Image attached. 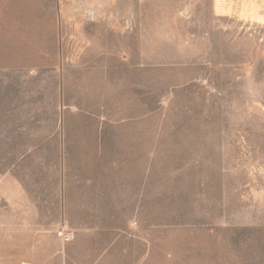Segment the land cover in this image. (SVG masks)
<instances>
[{"label":"rangeland","instance_id":"rangeland-1","mask_svg":"<svg viewBox=\"0 0 264 264\" xmlns=\"http://www.w3.org/2000/svg\"><path fill=\"white\" fill-rule=\"evenodd\" d=\"M0 184V264H264V0H0Z\"/></svg>","mask_w":264,"mask_h":264},{"label":"crops","instance_id":"crops-1","mask_svg":"<svg viewBox=\"0 0 264 264\" xmlns=\"http://www.w3.org/2000/svg\"><path fill=\"white\" fill-rule=\"evenodd\" d=\"M93 181H91L90 179H87V180H83V182L79 185V189H78V196L81 198V197H84V201L85 203H96V202H104V201H107L108 200V192L107 191H104V190H97L98 187L102 188L104 187V185H98V184H95V186L93 187L94 184H92ZM98 186V187H97ZM62 187V186H61ZM60 188V194H59V197H61V192L63 191L64 195H65V207H64V213L67 212V210L69 209V203H71V201H69V199L71 198V195L73 194V192L70 191V189L68 188V190L66 191V189L62 190V188ZM65 187V186H63ZM2 185L0 184V194H2ZM80 193V194H79ZM12 196V195H10ZM2 195L0 196V199H1ZM6 195L5 193L3 194V200H4V203L6 202ZM64 198V197H63ZM79 198V199H80ZM78 201L82 202V199H80ZM18 198L16 196V194L14 193L12 198H9L8 202H9V208L13 211V218L15 220V224L14 225H17V205H18ZM67 200V201H66ZM2 202V200H0ZM86 208L88 207V205L86 204L85 206ZM92 207H89L87 209V211H92L93 209H91ZM20 217V216H19ZM22 217H20L21 219ZM1 219H2V216H1ZM3 219L5 220L6 217H5V213H4V217ZM29 219H31V217H29ZM30 222L33 221V218L31 220H29ZM32 224V223H30ZM16 241V239H15ZM16 244V243H15ZM21 248L20 245L18 247H14V249H19Z\"/></svg>","mask_w":264,"mask_h":264},{"label":"built area","instance_id":"built-area-1","mask_svg":"<svg viewBox=\"0 0 264 264\" xmlns=\"http://www.w3.org/2000/svg\"><path fill=\"white\" fill-rule=\"evenodd\" d=\"M68 240V238H66Z\"/></svg>","mask_w":264,"mask_h":264}]
</instances>
